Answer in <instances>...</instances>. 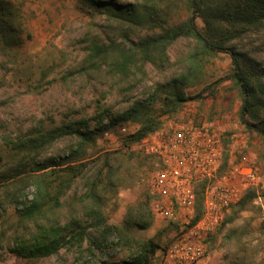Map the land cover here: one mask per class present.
I'll use <instances>...</instances> for the list:
<instances>
[{"label":"rangeland","instance_id":"1","mask_svg":"<svg viewBox=\"0 0 264 264\" xmlns=\"http://www.w3.org/2000/svg\"><path fill=\"white\" fill-rule=\"evenodd\" d=\"M8 1L19 10L23 28L15 44L4 46L0 42V176L22 169L28 175L35 164L63 155L71 144L61 140L39 153H28L18 150L15 145L19 142L58 127L77 128V123L82 121L91 128L97 121L107 124L133 102L147 99L170 76L169 72L163 74L149 67L146 80L130 88L109 76L105 68L90 66L87 62L90 43L102 45L119 39V30L83 7L80 0ZM181 16L184 18V14ZM231 45L245 52L257 69H264V25L248 31ZM188 48L187 42L179 41L170 51L172 60L183 59ZM230 64L227 54H219L206 66L203 83L185 90L190 100L174 117L161 119L166 126L169 122L192 118L220 133L222 139L229 135L233 158L224 171L245 156L254 163L260 177L257 198L237 215L228 210L225 218L230 223L212 235L214 240L207 242L205 257L199 264H264V141L240 122V92L224 80ZM160 110L158 99L155 111ZM127 125L132 131L137 129L134 124ZM113 151H118L109 170L113 175L99 184L98 202L107 224L121 226L129 209L150 212L152 226L145 231L133 230L130 237L139 244L152 239L165 247L155 253L150 264H166L165 251L180 235L181 227H170L167 221L153 214L151 165L140 153L121 150L118 143L99 137L94 146L87 147L86 158L77 161L87 165L84 178L76 181L61 199V206L48 217L61 223L71 215L83 217L90 187L102 180L93 179L102 168V161H94ZM25 195L31 200L33 187L27 188ZM33 232V224L21 221L14 205L0 207V264H84L98 259L121 261L130 254L129 249L114 246L117 241L114 236L108 238L105 248L93 250V255L84 252L87 241L81 249L62 248L56 255L40 260L9 254L7 248L15 236Z\"/></svg>","mask_w":264,"mask_h":264},{"label":"trees","instance_id":"2","mask_svg":"<svg viewBox=\"0 0 264 264\" xmlns=\"http://www.w3.org/2000/svg\"><path fill=\"white\" fill-rule=\"evenodd\" d=\"M80 1L83 7L105 18L119 30V39L102 45L90 43L87 48L90 66L105 68L109 76L130 88L146 80L149 67L163 74L169 72L170 76L147 99L133 102L107 124L97 121L91 128L82 121L77 123V128L58 127L15 145L19 151L39 153L57 141L71 142L63 155L35 164L28 175H24L26 170L22 169L0 176V207L14 205L19 219L34 226V232L30 235L15 236L7 250L21 259L40 260L56 255L62 248L81 249L87 241L88 248L84 252L93 255V250L105 248L108 238L114 236L117 239L115 247L130 250L126 259H98L84 264H150L155 253L165 247H160L152 239L139 244L130 237V232L149 229L153 224L151 213L129 209L121 226H111L107 224L98 202L99 184L112 177L113 173L109 170L118 151L94 161H102V168L93 179L102 180L90 187L82 218L71 215L61 223L48 216L61 206V199L76 181L84 178L87 165L78 164L77 161L86 158L88 146H94L105 131L120 124L137 126L133 133L117 140L121 150L130 149L134 143L159 130L163 125L162 116L172 118L181 110L183 104L190 100L185 90L203 83L206 66L219 54H227L231 61L224 80L231 82L240 92L241 124L264 141V69H257L256 63L245 52L231 45L248 31L264 25V0ZM181 14H184V18ZM20 28H23V22L19 10L12 2L0 0V42L4 46L15 44ZM179 41L187 42L189 48L183 59L174 62L170 51ZM158 99L161 104L159 113L155 111ZM185 120L200 125L192 118ZM229 138L226 135L222 139L223 171L228 164ZM144 159L150 164L147 157ZM29 187L34 189L31 200L25 195ZM197 194L196 218L202 212L201 189H197ZM256 198V192L249 190L229 209L237 215ZM228 223L229 219L224 217L216 232L222 231ZM213 240V236L208 239Z\"/></svg>","mask_w":264,"mask_h":264},{"label":"built area","instance_id":"3","mask_svg":"<svg viewBox=\"0 0 264 264\" xmlns=\"http://www.w3.org/2000/svg\"><path fill=\"white\" fill-rule=\"evenodd\" d=\"M133 132L129 125L120 124L105 131L101 139L117 143L120 137ZM129 150L150 160L153 214L181 227L180 235L165 251L166 264H199L205 257L209 237L221 225L228 209L249 190L258 192L260 177L248 157L222 170L221 134L205 124L184 119L169 122ZM229 154L231 165L232 151ZM197 189H201L202 198L198 218Z\"/></svg>","mask_w":264,"mask_h":264}]
</instances>
